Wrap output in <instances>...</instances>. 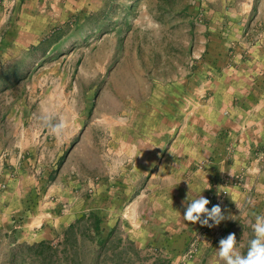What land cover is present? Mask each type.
<instances>
[{
  "label": "rangeland",
  "instance_id": "obj_1",
  "mask_svg": "<svg viewBox=\"0 0 264 264\" xmlns=\"http://www.w3.org/2000/svg\"><path fill=\"white\" fill-rule=\"evenodd\" d=\"M10 1L0 2V205L11 218L31 216L38 231L94 210L103 234L116 225L171 264H224L229 233L246 254L264 215V143L236 161L199 72L234 56L264 69V0H42L23 12ZM200 195L232 219L185 221ZM33 241L0 227V264H30L18 244Z\"/></svg>",
  "mask_w": 264,
  "mask_h": 264
},
{
  "label": "crops",
  "instance_id": "obj_2",
  "mask_svg": "<svg viewBox=\"0 0 264 264\" xmlns=\"http://www.w3.org/2000/svg\"><path fill=\"white\" fill-rule=\"evenodd\" d=\"M10 2V4L14 3L13 0ZM15 3L16 6L18 5V10L22 12L33 10V8L37 10L38 7L44 4L42 0H17ZM4 17L0 18V22L4 21ZM229 60L231 62L221 67L207 60V67L200 69L199 72L201 78L199 86L212 87V95L209 100L216 101L210 105L213 107L219 106L220 112L225 113L221 125L223 129H229L228 138L233 143V155H235L236 161L240 163L241 160L238 156L242 155L243 149H249L264 143V130L262 120H260L264 117V69L244 67L246 60H241L239 63L236 56L231 57ZM233 62L239 64L235 63L234 65ZM235 97L240 100L251 98L253 102L251 105H243L244 107L239 108L233 104ZM217 111L219 110L217 109ZM241 118H244L245 122H241ZM247 120L255 122L254 124H257L256 129L243 130ZM240 127L243 129L239 130L238 133ZM4 198H6V195L2 196L0 194V204ZM11 210L10 207L0 205V227L10 225L14 230L16 240L20 242L40 239L53 240L72 220L71 216H60L54 223L51 220L44 226L40 224L42 226L40 230L31 231V226L29 227V225H32L31 216H23V219L14 221L11 218Z\"/></svg>",
  "mask_w": 264,
  "mask_h": 264
},
{
  "label": "trees",
  "instance_id": "obj_3",
  "mask_svg": "<svg viewBox=\"0 0 264 264\" xmlns=\"http://www.w3.org/2000/svg\"><path fill=\"white\" fill-rule=\"evenodd\" d=\"M101 218L94 210L78 214L53 242L40 239L18 244L26 248L20 262L30 264H171L159 251L140 248L116 225L105 234Z\"/></svg>",
  "mask_w": 264,
  "mask_h": 264
},
{
  "label": "clouds",
  "instance_id": "obj_4",
  "mask_svg": "<svg viewBox=\"0 0 264 264\" xmlns=\"http://www.w3.org/2000/svg\"><path fill=\"white\" fill-rule=\"evenodd\" d=\"M64 122L53 126L52 131L60 134L64 129ZM210 201L200 195L186 204L183 219L190 223H200L209 228L219 225L222 221L232 219L231 213L225 215L219 204L211 209L207 206ZM211 221V223H210ZM254 238L250 240L246 254L237 249L235 233H229L219 240L218 256L224 264H264V215H256L252 224Z\"/></svg>",
  "mask_w": 264,
  "mask_h": 264
},
{
  "label": "built area",
  "instance_id": "obj_5",
  "mask_svg": "<svg viewBox=\"0 0 264 264\" xmlns=\"http://www.w3.org/2000/svg\"><path fill=\"white\" fill-rule=\"evenodd\" d=\"M2 0H0V2H1Z\"/></svg>",
  "mask_w": 264,
  "mask_h": 264
}]
</instances>
